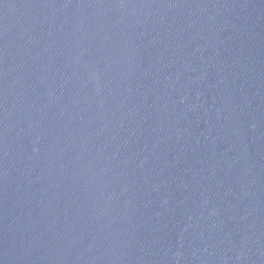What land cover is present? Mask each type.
<instances>
[{"label":"water","instance_id":"obj_1","mask_svg":"<svg viewBox=\"0 0 264 264\" xmlns=\"http://www.w3.org/2000/svg\"><path fill=\"white\" fill-rule=\"evenodd\" d=\"M0 264H264V0H0Z\"/></svg>","mask_w":264,"mask_h":264}]
</instances>
